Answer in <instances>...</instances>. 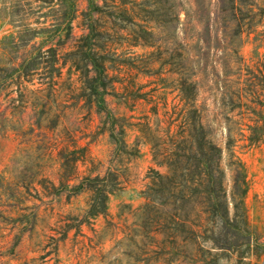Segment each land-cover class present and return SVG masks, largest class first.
I'll return each mask as SVG.
<instances>
[{"label":"rangeland","instance_id":"obj_1","mask_svg":"<svg viewBox=\"0 0 264 264\" xmlns=\"http://www.w3.org/2000/svg\"><path fill=\"white\" fill-rule=\"evenodd\" d=\"M160 1L177 18L165 22ZM248 3L235 0L237 18L255 21L264 0ZM222 5L0 0V264H264V140L236 141L233 149L246 181L251 247L223 248L207 238L202 205L180 201L173 182L165 190V175L173 173L156 157L164 147L175 151L179 140L182 48L206 106L204 121L223 148L220 167L229 186L226 117L213 78L235 59L225 49L231 41L240 66L256 70L264 62V26L234 35L238 20L226 18ZM92 19L93 46L108 73L100 83L106 110L94 101L87 79L94 72L81 52L89 47L80 38L91 32ZM26 26L38 32L17 47L10 38ZM52 46L56 56L33 60L34 70L20 73L35 48ZM103 178L112 187L106 207L86 215ZM226 206L232 216V204ZM231 231L225 228L230 240Z\"/></svg>","mask_w":264,"mask_h":264},{"label":"trees","instance_id":"obj_2","mask_svg":"<svg viewBox=\"0 0 264 264\" xmlns=\"http://www.w3.org/2000/svg\"><path fill=\"white\" fill-rule=\"evenodd\" d=\"M165 1L167 2V0ZM241 1L245 7L249 5L248 0ZM221 2H223L222 11L226 13L225 17L237 18L235 0H221ZM172 7V5L165 6L160 1L159 10L165 22L171 21L174 17L177 18V15L172 17ZM258 9L259 17L255 21L248 15L252 11L250 7L247 9L248 20L246 22L242 16L237 18L234 35L244 31L249 34L256 31L257 25L264 26V5ZM74 17V13L69 16V29L72 28L70 22ZM47 28L42 29L46 30ZM90 29V33L80 38L85 43L89 42L87 50L81 52L85 58H88L94 72L92 76L87 75L89 85L96 94L94 101L100 109L106 110L104 100L106 89L100 83L108 77V73L103 60L93 46L98 45L96 40H93L96 35L95 19L91 20ZM37 32L36 29L26 26L24 30H18V35L12 36L10 41L17 47L26 46ZM144 33L151 35L152 31L144 30ZM261 34L264 35V29ZM84 44H81L80 47L82 48ZM36 49L38 50L36 54L25 57L20 63L18 66L20 73H31L35 68L33 60L47 58V56L54 57L57 54V50L53 46L44 51L40 47ZM225 49L235 59H232L233 61L226 60L222 77L215 72L213 84L216 86L214 95L220 105L219 109L226 117V147L230 150L228 158L229 186L224 179L225 172L220 167L223 148L213 141V133L209 124L204 121L203 114L206 106L203 103L199 104V83L192 79L194 71L187 62V51L185 49L182 51V48L177 53L180 74L178 89L180 101L183 102L179 112L181 116L179 140L175 151L164 147L163 151L156 154V157L160 164H166L168 171L172 170L173 173V175L169 173L165 175V190H168V183L173 182L177 189V198L180 201L190 200L202 205V212L205 213V219L208 222L204 226L207 238L223 248L227 245L251 247L254 239L249 230L244 208L246 181L241 163L233 149L236 141L247 139L257 143L264 140V62L256 70L247 64H244L245 67H243L239 64L242 58L238 60L236 42H229ZM39 62L41 61H38L37 64ZM234 64L237 65L238 71H232ZM234 123L237 124V127L234 126ZM101 181L104 183L95 189L94 201L86 215L103 212L106 207V194L112 190V187L105 184L106 178ZM229 203L232 204V216L226 206ZM226 227L232 230L233 239L231 240L225 232Z\"/></svg>","mask_w":264,"mask_h":264}]
</instances>
